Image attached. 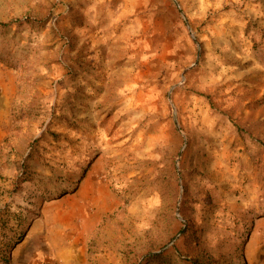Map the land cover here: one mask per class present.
Returning a JSON list of instances; mask_svg holds the SVG:
<instances>
[{"label":"rangeland","instance_id":"374dc122","mask_svg":"<svg viewBox=\"0 0 264 264\" xmlns=\"http://www.w3.org/2000/svg\"><path fill=\"white\" fill-rule=\"evenodd\" d=\"M187 219L264 264V0H0V264H183Z\"/></svg>","mask_w":264,"mask_h":264},{"label":"trees","instance_id":"16d2710c","mask_svg":"<svg viewBox=\"0 0 264 264\" xmlns=\"http://www.w3.org/2000/svg\"><path fill=\"white\" fill-rule=\"evenodd\" d=\"M182 214L185 218H187V216L183 212ZM186 221V227H181L179 230L182 231V237H184L186 250L182 251L178 247L177 243H175L174 247H172L175 250V252L173 253L175 257L182 261L183 264H222L218 258L213 257L211 254L201 248L198 230L194 227L190 220L187 219ZM171 237H174V235H172ZM168 251L169 249L161 253L148 255L144 260L146 262H150L153 260H166Z\"/></svg>","mask_w":264,"mask_h":264},{"label":"crops","instance_id":"0c3cea01","mask_svg":"<svg viewBox=\"0 0 264 264\" xmlns=\"http://www.w3.org/2000/svg\"><path fill=\"white\" fill-rule=\"evenodd\" d=\"M83 214V213H82ZM82 214H80V209H74V217H77V216H81ZM83 218H84V216H82ZM85 220L86 219H84L83 220V223L80 225V227H77L76 226V228L74 227L73 228V231L75 232V234L77 235L76 237H75V240L76 241H79L80 240V237H82V236H85L86 235V237H87V233L89 232V229H88V227L85 225ZM74 240V241H75ZM75 241V242H76Z\"/></svg>","mask_w":264,"mask_h":264},{"label":"bare ground","instance_id":"6f19581e","mask_svg":"<svg viewBox=\"0 0 264 264\" xmlns=\"http://www.w3.org/2000/svg\"><path fill=\"white\" fill-rule=\"evenodd\" d=\"M91 196H93V194H91ZM99 199H100L99 197H91V201H93L92 206L93 204L100 202ZM91 211H93V209H91ZM91 220H93V216L90 215L88 218V222L91 223Z\"/></svg>","mask_w":264,"mask_h":264}]
</instances>
